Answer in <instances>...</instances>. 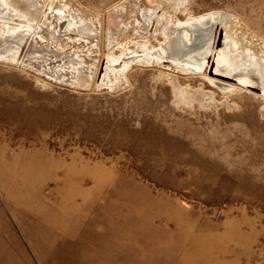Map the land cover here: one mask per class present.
I'll list each match as a JSON object with an SVG mask.
<instances>
[{"label": "rangeland", "instance_id": "374dc122", "mask_svg": "<svg viewBox=\"0 0 264 264\" xmlns=\"http://www.w3.org/2000/svg\"><path fill=\"white\" fill-rule=\"evenodd\" d=\"M40 1L94 33L53 41L41 16L46 42L0 59V264H264V84L251 63L264 65V0ZM198 16L211 31L199 44L230 34L256 89L213 86V56L201 71L141 57L106 77L109 56H157L168 24ZM75 54L82 74L56 79Z\"/></svg>", "mask_w": 264, "mask_h": 264}, {"label": "bare ground", "instance_id": "6f19581e", "mask_svg": "<svg viewBox=\"0 0 264 264\" xmlns=\"http://www.w3.org/2000/svg\"><path fill=\"white\" fill-rule=\"evenodd\" d=\"M22 2V4L26 6V8L23 10L18 8L16 0H0V41L2 42L0 45L1 60L17 62V58L20 57L19 55L22 54L25 45L30 39L34 41L33 43H35L36 46L38 45L37 38H35L36 35H38V38L41 39V41L46 42V38L42 36L40 32H36V28L33 24V22L37 21V18L41 16L45 19V28H47L49 32L53 34V41L57 40L58 36H64L68 34L73 35L75 32H78L83 36L90 35L89 33H94L92 32L94 30L91 26L87 25L85 19L76 15L67 16L65 10L63 9H58L56 12H50L51 7H48L47 5H41L40 0H22ZM49 14H56L55 25L52 23L47 24V18L50 16ZM147 15L148 14L145 12V17H147ZM148 18L151 19L152 17L148 16ZM212 18L215 19L214 17ZM208 19L209 18L207 16H198L184 22L178 20L176 24H168L165 33V46H163L161 50L159 49L160 51L157 56H154L156 54L148 56L147 54H149V52H147V54H143L142 56L133 55L128 58L126 57V54L123 53L120 54L119 57L109 56L107 58L108 65H110L108 69L109 75H106V77L109 78L111 74L126 76L131 65L136 63L138 59H141V57L146 58L147 60L156 57L155 59L159 63L162 62L163 64L171 62L166 60V58L171 60L175 58L179 62H182V64H177L173 61V63L176 64H174V68H179V70H182L184 63L185 66L189 68L192 67L194 69H198V71H201L206 66L205 64L207 62L209 64V61L206 60L213 56L216 63V69L212 75L214 78L211 77L209 80L214 84L213 86L216 85L221 91L234 93L237 90L236 85L247 89H256L257 87L253 83V81H256V77L249 73V70L253 71L255 66L259 70L258 74L260 75L262 84H264V65L260 62H251L255 64V66H249V62L245 59L249 54H243L242 52L238 51V43L232 38L230 34L226 33L224 46L221 48H219L220 41H216L215 37H209V39L205 40L204 43L199 44L202 42V38L205 35L204 31L201 29L208 28ZM172 26L174 27L171 28ZM206 31L211 32L210 28H208ZM206 38H208V36ZM187 50L188 53H186ZM210 53H212V55H210ZM75 55L77 58H79L78 63L67 62L69 65L65 63L54 69V76L56 79L61 80V78H65L68 74H77L79 76L82 74L83 70L87 66V62L79 54ZM38 56L39 60L37 59ZM30 57L35 60V63L37 61L44 62L45 60H48L46 57L42 56L41 52L37 54L31 53ZM248 59L250 60L249 57ZM255 61L257 60L255 59ZM247 64V70L242 71L241 67L246 66ZM50 65L51 64H49V67ZM207 68L205 71L200 73L202 75H206ZM92 70H95L94 66L92 67ZM50 71L53 72L51 68ZM168 71L173 72L172 67L169 66ZM227 80H231L235 83L237 82V84L234 85L231 82L227 83ZM178 97H180V99L185 101L187 104L191 103L187 92L182 91ZM211 97L208 98V96H206V99H212ZM261 97L264 99V91ZM204 99L200 100L199 97H196V100H198L202 105L205 104Z\"/></svg>", "mask_w": 264, "mask_h": 264}]
</instances>
